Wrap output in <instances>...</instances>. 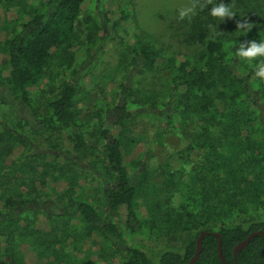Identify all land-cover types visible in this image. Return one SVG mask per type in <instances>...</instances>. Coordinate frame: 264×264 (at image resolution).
Instances as JSON below:
<instances>
[{
	"label": "trees",
	"instance_id": "trees-1",
	"mask_svg": "<svg viewBox=\"0 0 264 264\" xmlns=\"http://www.w3.org/2000/svg\"><path fill=\"white\" fill-rule=\"evenodd\" d=\"M255 1L212 0L198 8L191 24L202 48L196 60L185 54L163 56L140 39L128 44L127 53L140 56L145 71L167 74V102L139 97L120 83L118 91L100 89L96 109L81 120L80 84L62 79L53 87L52 76L71 67L81 45L88 52L99 49L123 14L112 18L94 0H0V11H17L10 22L0 16V33L6 35L0 41V99L10 97L13 107H28L47 130H66L73 152L88 158L87 164L114 186L103 189V211L86 201L68 209V200L85 194L80 186L85 170L73 161L31 153L30 134L20 136L8 128L22 133L31 129L27 121L17 118L7 127L0 122V264H79L71 247L88 241L105 243L116 253L107 264H188L201 231L219 233L226 264H235L237 243L264 231V79L256 76L264 58L249 62L237 57L241 43L262 41L260 35L253 30L245 37L229 35L231 20L213 17L210 9L224 3L241 8L251 22H264V5ZM45 80L51 83L39 97L32 96ZM135 110L165 121L158 124L161 138L181 129L187 140L182 152L196 158L177 167L169 161L147 166L143 157L151 148L144 145L143 150L141 137L130 127ZM108 112L114 115L112 129L103 126ZM84 127L91 137L98 136L101 147L79 132ZM40 201L64 204L63 212L51 205L41 208ZM121 210L122 225L116 217ZM149 222L161 223L169 234L186 235L181 252L166 247L154 260L126 244L124 231L141 233ZM195 264H222L215 236L203 239ZM236 264H264V237L251 240Z\"/></svg>",
	"mask_w": 264,
	"mask_h": 264
},
{
	"label": "rangeland",
	"instance_id": "rangeland-1",
	"mask_svg": "<svg viewBox=\"0 0 264 264\" xmlns=\"http://www.w3.org/2000/svg\"><path fill=\"white\" fill-rule=\"evenodd\" d=\"M94 1L97 9L103 10V12L106 11L112 18L116 15L118 16L119 13L123 14L114 33H109L107 40L100 45L99 49L96 48V51L90 50L88 52L86 45L78 47L71 67L59 69L57 75L55 73L56 76L53 74L54 81L52 83L48 80L40 83L33 89L32 96L39 97L41 90L50 83L54 87L62 79L74 80L75 84H80L78 107L79 118L81 120L87 119V115L96 109L95 103L100 98L99 96H101V94L99 95L100 89L118 91L120 83L128 84L139 97L146 99L158 97L163 102H167L166 96L170 90V81L167 74L156 71H145L140 61V56L127 53L126 46L136 39H140L154 45L161 51L163 56L185 54L192 59H198L202 48L198 44L197 31L195 28H191V24L194 22L197 14L191 20L179 19V11L188 6L190 0ZM258 2L259 0L255 1V5H264V1ZM232 10L236 15L230 19L232 28L230 26L227 27L229 35L232 34L236 38L245 37L253 30L254 32H258L257 34L264 40L263 21H249L243 14V10L239 7L232 6ZM16 13L17 11L15 10H8L7 13L0 11V16L5 18L4 21L10 22L16 18ZM244 20H248V22L253 24L251 30L244 31L237 29V24L242 23ZM5 36V34L0 33V41ZM132 59H134V64L131 61ZM3 60L4 57L0 55V62L4 63ZM0 100V122H7L8 124L16 122L17 117L13 115L14 111L12 110V98L3 97ZM135 111L136 114L130 122V127L134 136L141 137V148L145 150L144 145L151 148L148 155L144 156L145 158L143 157L147 166L155 168L158 164L169 161L173 164V167H177L182 161L196 158L194 155L189 157V155L182 152L187 147V140L181 129L165 133V136L161 138L158 134V124L165 121L160 118H152L148 114L145 115V111ZM83 129L85 130L86 127ZM24 132L29 134L27 129ZM43 134L39 136L37 133H32V137L30 138L40 148H45L46 146L51 150L60 148L66 154L72 152V145L66 141L65 134H52L53 137L52 135H48V131H45ZM47 135L48 137L45 138ZM142 149L140 154H145ZM178 152H182V155L178 156L176 154ZM58 160L62 161L61 158ZM83 162L85 164L87 160ZM155 173L157 175L160 172L156 171ZM81 174L83 175V179H81L80 186L85 191V194H83L82 198L76 199L75 204L79 201H86L97 210L103 211L105 209L103 196L105 184L102 183L101 178L95 173L81 171ZM157 179H160V176ZM139 201V209L144 219L149 220L146 207L141 203V200ZM260 212L262 213L264 210ZM116 217L119 222L123 221L124 212L121 210L120 217L119 215ZM120 223L122 225V222ZM159 227L162 228L161 223L152 224L149 222V226L141 233L130 235L124 231L126 244L145 250L154 260L158 258L161 251L166 249V247L181 252V242L186 235H180L179 233L169 234L167 230H164V228L160 229ZM122 248L126 247L123 246ZM71 249L74 260L78 261L79 264L81 262L82 264H107V260L112 259L116 255L105 243L93 246L88 241L85 245L81 243V245L74 248L71 247ZM102 249L104 250L103 254H101Z\"/></svg>",
	"mask_w": 264,
	"mask_h": 264
},
{
	"label": "flooded vegetation",
	"instance_id": "flooded-vegetation-1",
	"mask_svg": "<svg viewBox=\"0 0 264 264\" xmlns=\"http://www.w3.org/2000/svg\"><path fill=\"white\" fill-rule=\"evenodd\" d=\"M79 75V74H78ZM77 75V76H78ZM12 110L14 111L13 112V115L14 116H16L17 118H21L22 120H25V121H27L28 123V126L31 128V129H29V128H26V129H28V131L29 130H32V131H29V134H30V136H28L29 138H28V140L30 141V143H31V146H32V152L31 153H38V154H41V155H44V154H47V155H51V156H53V157H56V158H61V160H67V161H73V162H76L77 164H79V166L80 167H82L85 171H90V172H92V173H95V174H97L98 176H99V178H101V180H102V183H104L105 184V188H107V187H111V188H113L114 186H113V184L111 183H109V182H105V180H103L102 179V176H101V173H99V172H97V171H95L90 165H88L87 163H85L84 164V162L83 161H85V160H87L86 158H85V160H82L79 156H78V154L77 153H75V152H73V150H72V152L71 153H69V154H66L64 151H62L60 148H58V149H54V150H51L50 148H47L46 146H45V148H40L39 146H37L35 143H34V141L32 140V138H30V137H32L31 136V134L32 133H37L39 136L40 135H44L43 133L45 132V131H48V135L50 136V135H52V134H56V135H59V134H65V138H66V141H68L69 142V139H68V132L66 131V130H63V131H60V132H57V131H50V130H47L45 127H44V124L41 122V120H40V117H37L36 116V114L33 112V111H31V109H29L28 107H24V106H19V107H12ZM110 112V111H109ZM107 113V116H106V118H105V122L103 123V126H106V127H108V128H111V121L113 120V118H114V115H110V113ZM22 114H25V115H22ZM88 116V115H87ZM79 117H80V114H79ZM86 118H88V117H86ZM84 120V119H83ZM2 126H9V124L8 123H3L2 124ZM10 130H12L15 134H18V135H20V136H25V135H27L26 134V132H22V133H18V131H17V129L15 128V129H13V128H11V127H8ZM25 128H24V130H25ZM33 129H34V131H33ZM112 129V128H111ZM30 132H32V133H30ZM79 132H81V134H83L84 135V137H85V139L86 140H89L90 142H91V144L92 145H96V146H98V147H101L102 145L100 144V139H98V136L97 137H91L90 135H89V130H87V129H81V131L79 130ZM48 135L47 136H45V138H47L48 137ZM56 135H55V137H56ZM52 137H53V135H52ZM70 143V142H69ZM71 144V143H70ZM66 205L65 206H67V208L68 209H72L73 207H77V204H75V201L74 200H68L67 201V203H65ZM40 206H41V208H47L49 205H51L52 207H54L55 209H58L61 213H62V208L64 207V204L63 205H56V204H54V203H52L51 201H48L47 203H45V201H40V204H39ZM29 207H31V208H34V205L33 204H29L28 205ZM16 209L18 210V211H20V212H22V210H23V206L22 205H18L17 207H16Z\"/></svg>",
	"mask_w": 264,
	"mask_h": 264
},
{
	"label": "clouds",
	"instance_id": "clouds-1",
	"mask_svg": "<svg viewBox=\"0 0 264 264\" xmlns=\"http://www.w3.org/2000/svg\"><path fill=\"white\" fill-rule=\"evenodd\" d=\"M212 3V0H190L188 6L182 8L179 11V19H189L197 14V9L203 10L207 4ZM210 14L215 17L219 18L220 20H224L225 18L231 19L236 14L232 10V7L226 5L224 3H219L216 6L210 9ZM209 27H212L211 25ZM253 27V24L248 22V20H244L242 23L237 24V29H242L244 31H249ZM235 55L240 59L246 61H253L257 58H264V40L262 41H250L241 43L240 47L236 50ZM256 76L264 79V60H261V63L257 66Z\"/></svg>",
	"mask_w": 264,
	"mask_h": 264
},
{
	"label": "water",
	"instance_id": "water-1",
	"mask_svg": "<svg viewBox=\"0 0 264 264\" xmlns=\"http://www.w3.org/2000/svg\"><path fill=\"white\" fill-rule=\"evenodd\" d=\"M209 234H211L217 238L218 258L222 264H226L225 258H224L223 253H222V241H221L220 234L217 232H207V231H201L199 236L197 237L196 243H195V251H194V254L191 257V259L189 260L188 264H195V262L197 261L199 255L202 251L203 239ZM259 235L264 237V231L258 230V231L251 232L244 240L237 243V245L234 247V250H233V256H234L235 264L237 262V256H238L239 252L242 249H244L249 244V242L251 240H253L255 237H257Z\"/></svg>",
	"mask_w": 264,
	"mask_h": 264
}]
</instances>
